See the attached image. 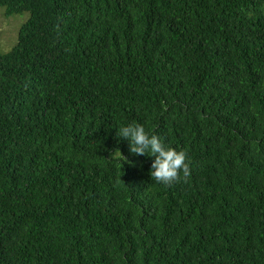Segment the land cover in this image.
<instances>
[{"label":"trees","instance_id":"16d2710c","mask_svg":"<svg viewBox=\"0 0 264 264\" xmlns=\"http://www.w3.org/2000/svg\"><path fill=\"white\" fill-rule=\"evenodd\" d=\"M0 6L30 12L0 51V264H264V0ZM132 121L190 177L152 180Z\"/></svg>","mask_w":264,"mask_h":264},{"label":"clouds","instance_id":"9594fccd","mask_svg":"<svg viewBox=\"0 0 264 264\" xmlns=\"http://www.w3.org/2000/svg\"><path fill=\"white\" fill-rule=\"evenodd\" d=\"M118 139L126 140L129 144V152L135 156L153 157L150 169L152 180L162 185H171L181 178L187 179L191 175V161L186 149L169 145L167 140L146 129L139 122H127L118 127L116 133ZM112 161L120 165L121 160L128 157L117 149L112 154ZM129 163H133L129 161Z\"/></svg>","mask_w":264,"mask_h":264},{"label":"rangeland","instance_id":"374dc122","mask_svg":"<svg viewBox=\"0 0 264 264\" xmlns=\"http://www.w3.org/2000/svg\"><path fill=\"white\" fill-rule=\"evenodd\" d=\"M30 12L9 15L5 6H0V51L7 53L19 39L22 26L29 20Z\"/></svg>","mask_w":264,"mask_h":264}]
</instances>
